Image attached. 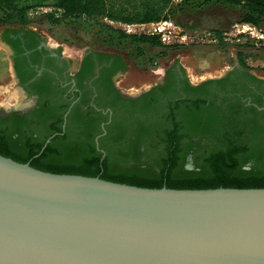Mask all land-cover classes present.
Here are the masks:
<instances>
[{
    "label": "trees",
    "instance_id": "trees-1",
    "mask_svg": "<svg viewBox=\"0 0 264 264\" xmlns=\"http://www.w3.org/2000/svg\"><path fill=\"white\" fill-rule=\"evenodd\" d=\"M186 4L240 8L242 21L254 27L264 21V0H0V26L26 27L32 12L51 7L54 12L46 14L48 19L59 13L75 28L96 30L116 48L130 43L139 52L142 45L170 46L163 45L156 35L127 34L104 21L124 25L158 23L173 8ZM168 75L163 86L153 87L138 98L142 101L137 103V110L133 109L137 113L124 118L127 125L115 118L106 126L107 134L99 145L106 151L104 157L93 140L95 133H101L100 128L91 131L88 123L93 112L74 120L68 116L62 130L63 116L47 114L42 109L0 116V155L42 171L99 177L138 187L264 188V111L255 107L235 109L233 105L221 109L201 98L180 99L178 83H183L184 92H197L209 81L192 87L172 68ZM241 75L264 83L247 71ZM99 118L104 116L99 114ZM148 140L152 143L146 146ZM151 147L161 149L158 176L153 166L142 165ZM188 155L194 160L192 170L185 168Z\"/></svg>",
    "mask_w": 264,
    "mask_h": 264
},
{
    "label": "water",
    "instance_id": "water-1",
    "mask_svg": "<svg viewBox=\"0 0 264 264\" xmlns=\"http://www.w3.org/2000/svg\"><path fill=\"white\" fill-rule=\"evenodd\" d=\"M0 264H264V188L138 187L0 155Z\"/></svg>",
    "mask_w": 264,
    "mask_h": 264
},
{
    "label": "rangeland",
    "instance_id": "rangeland-1",
    "mask_svg": "<svg viewBox=\"0 0 264 264\" xmlns=\"http://www.w3.org/2000/svg\"><path fill=\"white\" fill-rule=\"evenodd\" d=\"M50 12H54L51 7L32 12L29 15L31 23L28 27L36 29L52 45L61 47L72 70L76 69L87 49L122 56L125 65L116 78V87L130 95L148 90L162 82L167 70L173 66L179 67L192 84L215 79L237 66L264 81V45L254 43V37L248 32L236 31V26L245 24L242 21V11L237 7L215 4L201 7L186 4L180 8L175 7L169 16L161 21L167 24L164 27L169 30L170 43L160 42L170 47L142 45L139 52L135 45L130 43L116 48L108 44L96 30L83 31L75 28L59 13L48 19L46 14ZM104 22L119 30L126 26L106 20ZM153 28L147 26L144 32L152 31ZM255 28L256 32L264 35V21ZM138 32L142 31L138 29ZM7 53L0 45V108H10L25 102L21 93L17 95L19 91L11 76ZM18 96L20 98H17ZM146 142V146L152 143L150 140ZM160 150L151 147L142 158V165L153 166L157 176Z\"/></svg>",
    "mask_w": 264,
    "mask_h": 264
},
{
    "label": "flooded vegetation",
    "instance_id": "flooded-vegetation-1",
    "mask_svg": "<svg viewBox=\"0 0 264 264\" xmlns=\"http://www.w3.org/2000/svg\"><path fill=\"white\" fill-rule=\"evenodd\" d=\"M0 29V42H4L9 47V51L6 50L11 66V76L15 87L25 98V102L22 103L25 108L22 110L0 108V116L5 117L12 112L24 115L36 109H42L47 114L62 115L61 129L64 130L69 117L72 116L74 120L80 115L93 112V115L88 118V123L91 131L100 128L101 133H95L93 140L97 150L104 157L106 151L99 149V145L107 134L106 126L115 118L118 122H122L121 125H127L124 118L137 113L133 109L137 110L136 107H139L137 103L142 101V98H138L149 89L134 96V94L122 93L116 87V78L124 68L125 62L119 54L87 49L81 56L76 69L72 70L62 48L49 43L36 29L28 26H1ZM243 71L248 72L239 66L234 67L233 70L208 80L209 82L207 81L208 83L197 92H184L183 83H178L177 93L181 95L180 99L201 98L206 104L211 102L221 109L233 105L235 109L255 107L257 111L262 112L264 111V83L242 76ZM172 72H176L179 79L187 80L179 67L173 66ZM168 77L167 70L162 82L153 87L163 86ZM187 82L192 87L205 83L192 84L188 80ZM99 114L104 116V119L99 118ZM114 125L116 127L115 122ZM109 138L110 136L106 138V141ZM249 165L251 163L245 168L248 169ZM185 168L194 169V160L191 155L185 159Z\"/></svg>",
    "mask_w": 264,
    "mask_h": 264
},
{
    "label": "built area",
    "instance_id": "built-area-1",
    "mask_svg": "<svg viewBox=\"0 0 264 264\" xmlns=\"http://www.w3.org/2000/svg\"><path fill=\"white\" fill-rule=\"evenodd\" d=\"M181 0H174V2H180ZM167 24L164 22H158V23H150V24H141V25H126L124 26V29H122L125 33L127 34H141L142 32H144V28L147 26H153L154 28L152 29V31L149 32H144L143 34H148V35H157L160 37V41L162 43H170V36L168 34L169 30L167 28H165L164 26H166ZM245 27H250L253 31L252 34H249L254 37L253 39H258V38H262L264 39V35L256 32V28L250 24H243L241 26H236V31H244L245 32ZM138 29L142 32H138ZM241 33V32H240ZM207 37V36H206ZM258 45H262V44H258Z\"/></svg>",
    "mask_w": 264,
    "mask_h": 264
},
{
    "label": "bare ground",
    "instance_id": "bare-ground-1",
    "mask_svg": "<svg viewBox=\"0 0 264 264\" xmlns=\"http://www.w3.org/2000/svg\"><path fill=\"white\" fill-rule=\"evenodd\" d=\"M253 31L254 30H252L250 27H245V32H249L250 34H252L253 33ZM255 37V36H254ZM262 40H264V39H262V38H258L257 40H255L254 41V43H256V44H260V41H262ZM18 91H19V89H18ZM12 93H14V92H12ZM11 93V94H12ZM18 93V92H17ZM20 93H18L17 95H19ZM16 95V94H15ZM21 95V94H20ZM14 98V97H13ZM17 98H20L19 96L17 97ZM14 100H16V99H14ZM10 101V100H9ZM18 102V101H17ZM7 104V103H6ZM20 104H22L21 102H20ZM8 105V104H7ZM23 106H24V104H23Z\"/></svg>",
    "mask_w": 264,
    "mask_h": 264
}]
</instances>
